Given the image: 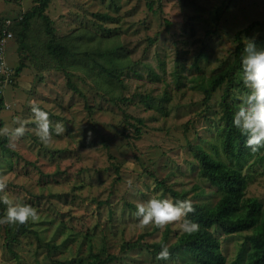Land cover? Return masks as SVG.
<instances>
[{"label":"rangeland","instance_id":"rangeland-1","mask_svg":"<svg viewBox=\"0 0 264 264\" xmlns=\"http://www.w3.org/2000/svg\"><path fill=\"white\" fill-rule=\"evenodd\" d=\"M146 1L50 0L46 10L53 19L58 36H67L69 41L74 37L75 41L84 44L86 35L91 32L104 36L118 32V42L132 59H137L134 69L141 76L128 72L124 79L125 88L114 92L132 97L130 104L122 106L125 111L143 119L138 139L119 133L123 123L121 110L116 103L105 99L101 89L95 88L97 85L92 76L82 70L89 59L84 60L82 54L73 51L78 60L65 61L73 68L71 79L82 91L80 94L69 87L65 73L56 67L52 57L40 56V63L31 56L22 57L25 65L18 76H13V67L20 59L13 41L14 34L11 40L7 39L4 58L12 72L0 81V97L4 100L0 107V137L15 117L29 121V130L19 140L9 136L8 146L16 152L7 153L0 149V176L7 181L5 191L9 197L36 208L39 220L29 221L30 228L37 234H22L12 244L16 256L5 246L4 229L0 225V264H54L49 256L72 260L70 264H73V261L85 260L90 251L102 256L107 253L119 256L118 260L106 264H174L153 258L146 249L120 250L122 241L134 240L142 232L145 233L144 239L158 240L166 228L158 229L152 225L141 228L135 211L128 209L123 201L136 205L153 197L159 198L162 189L149 172L159 178L168 176L167 182L177 190H186L192 200L215 201L213 187L195 175L190 162L193 156L186 143L198 141L200 135L205 138L202 141L205 147L211 149L209 142L217 139L220 119L219 92L206 106L202 91L190 85L194 76L209 74L232 57L234 31L251 21H264V0H161L163 13L160 17L149 10ZM221 1L227 2L228 8L223 12L221 23L215 25L218 19L214 18V8ZM31 5L32 0H0V17L19 18L21 12ZM98 10L119 17L106 21L104 29L96 27L92 24L96 19L93 12ZM164 17L171 21L168 29L161 22ZM34 23L33 30H39L41 21L35 18ZM219 24L224 26L222 31L205 33ZM242 35L254 39L257 49H264V23L255 25L249 33L242 32ZM150 37L156 39L149 43ZM202 48L208 56H199L195 65L194 59ZM177 55L184 65L182 72L185 76L178 88L173 82ZM158 57L164 59L165 68L159 65ZM149 67L155 74L150 73ZM241 75L242 70L238 74L240 80ZM163 87L169 90V96L163 99L165 109L148 107L139 100L138 91L145 89L159 95ZM245 94V90H235L234 100L238 106ZM33 100L49 113L53 126L59 122L65 127L61 135L53 132L47 145L42 144L33 131ZM85 102L92 107V116L88 115ZM88 131L92 132L90 140ZM80 135L84 138L80 139ZM109 153L119 164L118 180L114 178L116 173L109 162ZM241 169L248 177L246 196L258 198L264 205V173L260 164L248 159ZM196 183L205 187V193L199 198L194 196ZM165 197L171 199L169 194ZM105 200L107 205H97ZM109 208L112 215L107 217ZM167 227L170 229L168 243L182 231L178 224ZM248 232H215L222 240L227 262L238 261L239 252L243 256L240 260L244 262L245 252L239 250ZM46 241L58 245L49 256L46 247L39 245ZM244 249L249 251V242H245Z\"/></svg>","mask_w":264,"mask_h":264},{"label":"trees","instance_id":"trees-1","mask_svg":"<svg viewBox=\"0 0 264 264\" xmlns=\"http://www.w3.org/2000/svg\"><path fill=\"white\" fill-rule=\"evenodd\" d=\"M112 1V0H111ZM146 4L150 11L160 14L163 13L161 0H147ZM50 5V0H32V5L21 12L19 18L8 19L7 17H0V35L3 29H8L14 34V42H16V51L19 55L20 62L13 67V76H18L21 68L25 65L22 57H33L38 63L41 62V57H52L56 61V67L62 69L65 73L67 84L73 90L83 94L77 86L76 82L71 79L73 69L68 66L65 61H76L74 52L82 54L84 60L89 59V62L83 66V72L86 75L92 76L93 81L97 86L96 89L103 92L105 99L117 104L123 123L119 127V133L125 137L140 138L142 133L143 119L139 116L125 111L122 105L130 104L132 97L124 95L121 92H114L115 89L123 90L125 84L124 79L128 72L133 71V74L141 76V74L134 69L137 59H132L129 53L124 49L123 45L118 42V32L108 33V36L96 35L91 32L86 35V42L81 44L80 41H75V38L69 41L67 36H58L53 19L46 12ZM228 8L227 2L221 1L217 7L214 8V18L221 23L223 12ZM96 17L92 24L96 27L105 28V22L108 20H116L119 16H115L106 12L105 10H98L93 12ZM35 18L41 21L40 29L33 30L32 28ZM162 24L168 29L171 21L164 17L161 19ZM264 21L254 20L247 24L240 30L234 31L233 38L235 45L232 57L226 62L219 64L217 68H213L209 74L200 73L193 77L194 82L190 85L191 88H198L202 91V101L209 103L213 95L219 92V124L217 126V139L215 142H209L211 149L205 147L202 141L204 137L200 135L198 141H188L189 152L193 156V161H190L195 169V175L200 180H206L209 185L213 187L212 194L216 195L213 203L203 202L199 199H193L195 212L190 213L187 219L192 220L200 225V232L191 236L181 232L176 238L167 243L170 229L166 227L158 240L148 241L144 239L145 233H141L134 240L122 241L120 250L130 249H146V251L156 258L160 251L161 242L168 245L171 252L169 261L174 264H264V205L258 198L254 196H246V189L248 186V177L242 171L241 166L248 159L254 160L260 164V170L264 173V148L256 153H253L250 148L246 146L245 135H242L240 130L233 125V116L238 105L234 100L235 90L242 89L248 93L243 82L238 79V74L242 70L241 58L244 55V42L242 32L251 31L255 25L261 26ZM214 25V26H215ZM223 24H219L213 29L206 30V34L212 31H222ZM34 36H31V32ZM95 31V30H94ZM96 32V31H95ZM37 34V35H36ZM36 35V36H35ZM40 35V36H39ZM156 37H150L149 43L153 42ZM8 40H11L9 38ZM34 44V45H33ZM82 46V47H81ZM79 48V49H77ZM75 49V50H73ZM199 56L207 58L203 48L199 51L194 59V64H198ZM159 65L165 68L164 59L158 57ZM177 55L174 59L173 74L175 87L178 88L183 84L182 79L184 65ZM47 61V59H45ZM45 65V63H43ZM74 66V65H73ZM150 73L155 74L151 67ZM2 78L3 75H0ZM99 79H101L99 81ZM100 83V86L96 82ZM125 83V84H124ZM140 101H144L148 107L157 108L160 106L165 109L163 99L169 96V90L163 87V91L159 95H154L150 90L138 91ZM159 96V97H158ZM130 101V102H129ZM134 102V101H133ZM4 105V100L0 97V107ZM89 116H92V107L85 102ZM156 106V107H155ZM206 118H208L206 116ZM1 123V122H0ZM1 126V125H0ZM9 136L3 135L0 137V149L3 152L14 153V149L8 146ZM110 164L113 166L116 176L115 180L119 179V164L115 161L112 154H108ZM149 172V171H148ZM169 173V172H168ZM166 173V175L168 174ZM154 176L155 184L160 186L162 192L159 199L166 198V194L171 196L173 202L188 198L186 190H177L171 183L167 182V177ZM205 188V187H204ZM203 187L196 183L193 187L195 189L194 196H199L205 193ZM191 198V197H190ZM107 203L99 201L97 205ZM123 204L136 212V205L130 201H123ZM6 206L0 202V218L5 215ZM58 212L61 211L57 207ZM62 213V212H60ZM112 215V210L109 208L107 217ZM88 228V227H87ZM4 229V244L13 255H17L12 250V244L18 240L22 234L33 232L37 234L36 230L30 228L29 222L24 225H3ZM248 232L244 237L239 251H244L246 257L244 262H241L242 253L239 252L238 261L227 262V256L222 251L221 238L215 232L222 231L225 234ZM250 243L248 252L244 249L245 242ZM46 247V255L57 249L53 241H46L39 244ZM242 256V257H241ZM54 264H70L72 260L68 259H54ZM119 256L112 253H107L102 256L99 252L90 251L85 260L73 261V264H106L118 260Z\"/></svg>","mask_w":264,"mask_h":264},{"label":"clouds","instance_id":"clouds-1","mask_svg":"<svg viewBox=\"0 0 264 264\" xmlns=\"http://www.w3.org/2000/svg\"><path fill=\"white\" fill-rule=\"evenodd\" d=\"M244 55L241 58L242 75L244 86L249 89L248 93L241 98V103L233 116V125L238 128L242 135L247 137L246 146L256 153L264 148V49H257L254 39L244 37ZM31 112L35 127L34 134L40 142L47 145L53 137L65 132V127L57 122L55 126L49 117V113L40 107L36 100L31 102ZM29 121L20 117L12 120V125L3 129V134L13 140H19L29 130ZM82 132L80 127L79 133ZM90 140L92 132H87ZM84 137L80 135V139ZM129 186L131 182L129 181ZM7 181L0 176V202L6 206V213L0 218V225H24L29 221L39 220V214L32 205L13 200L6 193ZM195 212L194 201L188 197L173 202L168 198H150L136 204L135 216L139 226L147 228L152 225L163 229L171 224H178L180 230L191 236L200 232V225L187 219L190 213ZM171 252L167 244L161 242L160 251L156 259L168 261Z\"/></svg>","mask_w":264,"mask_h":264},{"label":"built area","instance_id":"built-area-1","mask_svg":"<svg viewBox=\"0 0 264 264\" xmlns=\"http://www.w3.org/2000/svg\"><path fill=\"white\" fill-rule=\"evenodd\" d=\"M11 36L12 33L8 29H3L2 35H0V75H3V77L0 78V81H4L5 76L8 78L12 72V69L7 66L4 58V51L6 46L5 43H7V39H9Z\"/></svg>","mask_w":264,"mask_h":264}]
</instances>
